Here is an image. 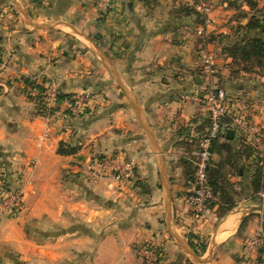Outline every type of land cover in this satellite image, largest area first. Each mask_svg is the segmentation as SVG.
I'll use <instances>...</instances> for the list:
<instances>
[{
  "label": "crops",
  "instance_id": "crops-1",
  "mask_svg": "<svg viewBox=\"0 0 264 264\" xmlns=\"http://www.w3.org/2000/svg\"><path fill=\"white\" fill-rule=\"evenodd\" d=\"M230 8L114 0L103 12L97 0H0V172L23 193L22 211L0 210V264H141L135 249L146 243L162 249V264L259 263L250 244L262 236L264 211L254 208L264 197L253 200L248 179H232L245 191L236 185V207L223 216L213 206L196 219L183 200L210 114L182 98L223 86L226 70L208 77L204 58ZM28 81L54 84L64 98L41 112ZM83 93L93 96L86 114H70L66 100ZM233 131V144L256 147ZM108 160L135 163L128 183Z\"/></svg>",
  "mask_w": 264,
  "mask_h": 264
},
{
  "label": "built area",
  "instance_id": "built-area-1",
  "mask_svg": "<svg viewBox=\"0 0 264 264\" xmlns=\"http://www.w3.org/2000/svg\"><path fill=\"white\" fill-rule=\"evenodd\" d=\"M100 9L107 12L111 9L114 0H97ZM210 20L207 19V23ZM206 72L209 75L215 73V61L213 57L206 55L204 58ZM44 99L47 110L53 108L59 102V92L54 84L48 85L44 90ZM93 100L92 94L83 93L73 96L66 100L67 110L75 116L85 114L89 108L90 102ZM184 102H193L198 105H203L210 114V125L206 134L201 138L199 149L193 158V176L190 181V189L184 195L185 203L190 204L194 210L196 219H203L207 210L208 203L216 201L212 187L208 181V169L212 160V143L224 131L222 127V119L231 118L230 129L239 130L248 138L251 129V122L246 115L236 113V110L228 105L223 90L213 84L208 85L203 91L195 94H186L183 96ZM105 167L110 169L113 178L119 183H128L133 177L135 163L127 161L121 163L118 160H108ZM264 197V194H263ZM5 204H9L12 213L20 211L23 204V193L21 191H5L3 182L0 180V210ZM251 247H259L262 249L261 262L264 264V238L251 242ZM152 244H146L136 250L137 255L146 263H154L156 260L155 252L152 249Z\"/></svg>",
  "mask_w": 264,
  "mask_h": 264
},
{
  "label": "trees",
  "instance_id": "trees-1",
  "mask_svg": "<svg viewBox=\"0 0 264 264\" xmlns=\"http://www.w3.org/2000/svg\"><path fill=\"white\" fill-rule=\"evenodd\" d=\"M247 4L252 10L257 8L256 1H248ZM182 11L188 16H198L197 11L193 7H184ZM259 13L263 16L264 9L260 10ZM244 28L248 35L235 46L229 57L233 61H237L240 58L246 64L255 59L260 67H264V39L261 37V35H264V19H261L260 16L257 17L256 14L252 15ZM253 31L257 33L251 36L250 33ZM27 84L39 90L40 110L41 112L42 110L44 111V88L35 86L34 82L29 83L28 81ZM59 98H64V96L59 95ZM230 124V117L222 119L224 131L212 143L211 152L213 157L208 169V181L212 187L216 201L209 202L207 207L218 206L219 213L222 216L236 207L235 196L240 194V191L236 189V185L240 186L241 192L245 191L243 181L235 183L232 181L233 178L241 177L244 180L248 179L253 200L258 199L261 194H264V150L257 149L254 145L246 143L243 139H240V145L235 146L233 142L236 140V137L230 139L227 136ZM58 152L60 154L67 153L63 149L62 144ZM214 155L218 157L217 160L214 159ZM2 176L0 173L3 188L5 191H8L10 188ZM261 237L264 238V224ZM151 247L155 252V262L146 263L145 261H141V264H162L165 259L162 249L156 245H152ZM194 248L198 254L206 251V246L203 243L194 245ZM259 253L260 255L262 254V249H260Z\"/></svg>",
  "mask_w": 264,
  "mask_h": 264
},
{
  "label": "rangeland",
  "instance_id": "rangeland-1",
  "mask_svg": "<svg viewBox=\"0 0 264 264\" xmlns=\"http://www.w3.org/2000/svg\"><path fill=\"white\" fill-rule=\"evenodd\" d=\"M248 1H256L257 3V8H255V10H252V15L256 14L257 17L260 16L261 19H264V14L263 16H261L259 13L260 10L264 9V0H202V2L210 7H213L214 9H219L220 6L224 7L225 3H227V5L231 7L228 11L220 10V26L222 28L226 27L227 30L226 32L213 35V37H215L213 41L214 47L210 49V54L213 55H211V57H213L215 65V59L222 61L220 64L223 65L222 71L220 70L221 65L220 67L216 65V73H214L213 76L216 77L218 75L223 77V74H221V72L226 70V80L224 81L222 87L217 84L218 82H209L207 86L213 84L219 89L223 90L225 93L226 101L228 105L233 109V111H235L236 109V113H240L248 117L251 122V129L248 132V138L246 136L245 137L248 140H251V142L259 148V150H264V67H260L255 59L248 64L241 61L240 58L237 61H233V59H231L230 63L227 64V58H225V55L229 56L235 46L240 43V41H243L246 35H248L246 33L244 25L242 24L246 19H249V15H246L245 10L242 9V7L248 5ZM191 17L196 19V15H192ZM255 33L257 32L253 31L250 33V35L252 36ZM261 37L264 39V35H261ZM207 76L210 77L211 75L207 73ZM239 88H241V90H244L243 93L238 92ZM234 101L236 106L232 105L234 104ZM252 114H254V116L258 115L259 121L257 120L256 122ZM205 121L206 127L209 128L210 119L206 117ZM235 131H237L240 135L239 130L236 129ZM240 143L241 141L239 139L234 144L240 145ZM0 173L6 180L5 173ZM8 186L10 185L8 184ZM13 191L18 190L13 189ZM21 208H23V204ZM20 211H22V209ZM42 238L43 237H40L39 239L42 240ZM256 239H259V237H257ZM146 244L139 245L135 250ZM257 248L260 251V246H257ZM140 260L143 261L141 258ZM260 262L261 256L258 264H260Z\"/></svg>",
  "mask_w": 264,
  "mask_h": 264
},
{
  "label": "water",
  "instance_id": "water-1",
  "mask_svg": "<svg viewBox=\"0 0 264 264\" xmlns=\"http://www.w3.org/2000/svg\"><path fill=\"white\" fill-rule=\"evenodd\" d=\"M227 136H228V138L232 139L234 137V131L233 130L228 131ZM254 210L263 212L264 211V206L255 207Z\"/></svg>",
  "mask_w": 264,
  "mask_h": 264
}]
</instances>
